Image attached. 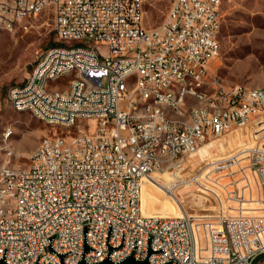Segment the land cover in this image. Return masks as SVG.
Wrapping results in <instances>:
<instances>
[{
	"label": "built area",
	"instance_id": "1",
	"mask_svg": "<svg viewBox=\"0 0 264 264\" xmlns=\"http://www.w3.org/2000/svg\"><path fill=\"white\" fill-rule=\"evenodd\" d=\"M222 2L172 0L161 24L146 29L144 0H0L8 30L52 10L61 44L40 54L8 99L65 128L42 140L44 152L31 153L29 165L0 166V259L94 264L132 255L149 264H254L264 252V214L229 206L234 214L211 219L144 214L141 207L153 171L264 114V87H219L224 79L210 72L220 52L213 33L221 29ZM47 73H64V81H47ZM181 80L189 88L180 89ZM52 85L69 96L57 99ZM196 86H208V94H196ZM209 89L217 97L206 106L186 105V95ZM208 104L219 112H208ZM175 112L183 120H172ZM154 142H162L158 153H151ZM243 155L250 162L245 184L258 178L264 193V146Z\"/></svg>",
	"mask_w": 264,
	"mask_h": 264
},
{
	"label": "rangeland",
	"instance_id": "2",
	"mask_svg": "<svg viewBox=\"0 0 264 264\" xmlns=\"http://www.w3.org/2000/svg\"><path fill=\"white\" fill-rule=\"evenodd\" d=\"M171 2L144 0L143 26L151 29L160 25ZM218 40L220 52L210 72L228 84L264 87V0H223ZM60 44L55 38L52 10L22 19L13 30L0 23V166L29 165L30 154L41 139L55 129H65L47 124L28 110H16L8 99L12 87L27 82L40 54ZM99 50L106 54L105 46L100 45ZM257 145L264 146V114L238 132L205 143L184 161L158 169L163 174L155 171L157 189L152 190L153 180L146 177L142 212L147 214L155 209L160 215L185 213L194 218L214 219L222 212L234 214L236 211H229V206L242 205L244 213L263 215L264 193L259 180L256 178L248 186L242 173L246 163H250L244 159L243 150ZM221 164L226 167H220ZM176 168L180 177H167ZM146 181L151 196L144 199ZM254 264H264V252L256 256Z\"/></svg>",
	"mask_w": 264,
	"mask_h": 264
},
{
	"label": "bare ground",
	"instance_id": "3",
	"mask_svg": "<svg viewBox=\"0 0 264 264\" xmlns=\"http://www.w3.org/2000/svg\"><path fill=\"white\" fill-rule=\"evenodd\" d=\"M218 34L219 33H213V41H219L218 40ZM47 81H54V84H61L62 81H64V73H47ZM219 87H226V83L224 80H219ZM189 88V80H181L180 81V89H187ZM52 92L55 93L57 96V99H65V96H69V89L67 88H61L60 85H56L55 88H52ZM196 94H208V86H196ZM210 97H217V90L216 89H209V95H196L195 98H193V95H186V105H196V106H206V103H210ZM193 99L198 100V104H193ZM16 110H28L32 113V106H19L15 108ZM208 112H219V105L215 104H208ZM180 115L178 117L172 115V120H183V112H178ZM39 119L43 120V115L39 114H33ZM46 122V120H43ZM46 137V136H45ZM43 137L41 141L39 142V145L33 152H44V143H42V140L45 138ZM160 150H162V142H154L151 144V153H158ZM206 150V149H205ZM204 152V149L201 150ZM203 155V153H202ZM176 172H171L167 175H176V177H180V172L179 169H175ZM157 171V170H155ZM153 171L148 177L153 180L151 184L152 190L155 188L157 189V186L155 184V179L153 178ZM157 173H162L161 170H158ZM163 174V173H162ZM179 175V176H178ZM145 180V178H144ZM144 185V181H143ZM149 187L147 186V181H146V187L144 191V199L145 197H150V193L148 192ZM208 191V188H206ZM143 190V186H142ZM141 200H142V195H141ZM145 202V200H144ZM146 203V202H145ZM142 207V204H141ZM155 209H151V212L153 213ZM184 214V213H183Z\"/></svg>",
	"mask_w": 264,
	"mask_h": 264
},
{
	"label": "water",
	"instance_id": "4",
	"mask_svg": "<svg viewBox=\"0 0 264 264\" xmlns=\"http://www.w3.org/2000/svg\"><path fill=\"white\" fill-rule=\"evenodd\" d=\"M86 248V247H85ZM87 249V248H86ZM0 264H6L3 259H0ZM77 264H88L83 259L80 260ZM94 264H149L147 259L144 260H136L132 255L126 257L120 262L113 263L108 258H105L103 261L94 263Z\"/></svg>",
	"mask_w": 264,
	"mask_h": 264
},
{
	"label": "crops",
	"instance_id": "5",
	"mask_svg": "<svg viewBox=\"0 0 264 264\" xmlns=\"http://www.w3.org/2000/svg\"><path fill=\"white\" fill-rule=\"evenodd\" d=\"M195 101V102H194ZM193 104H198L199 103V101L198 100H195V99H193ZM172 115L173 116H176V117H178L179 115H180V113H178V112H175V113H172ZM183 118V117H182ZM39 145V144H38ZM147 212H149V213H147V214H158V211H153V213L151 212V211H147ZM161 215H163V214H161ZM165 216H173V215H165Z\"/></svg>",
	"mask_w": 264,
	"mask_h": 264
}]
</instances>
